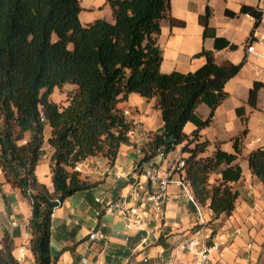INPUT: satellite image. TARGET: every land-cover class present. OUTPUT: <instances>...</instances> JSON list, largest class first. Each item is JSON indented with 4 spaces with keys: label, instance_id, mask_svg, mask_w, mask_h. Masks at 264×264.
I'll list each match as a JSON object with an SVG mask.
<instances>
[{
    "label": "trees",
    "instance_id": "1",
    "mask_svg": "<svg viewBox=\"0 0 264 264\" xmlns=\"http://www.w3.org/2000/svg\"><path fill=\"white\" fill-rule=\"evenodd\" d=\"M106 2L112 21L98 17L83 24L79 0H0V168L31 203V260L17 259L15 232L4 230L0 264H56L49 252L51 214L74 192L95 185L75 169L78 162L102 156L112 165L120 146L131 143L133 122L123 112L131 92L153 98L161 118L140 145L135 169L183 143L181 169L195 198L208 202L214 216L234 209L237 190L231 182L242 174L234 159L246 128L233 138L230 153L216 144L209 152V141L199 140L197 130L209 124L227 96L225 82L242 61L220 64L212 50L202 49L195 56L204 61L194 70L162 72L157 34L161 20L170 18L169 0ZM240 11L259 23L256 8L242 4ZM66 83L74 89L65 101L51 99L53 89ZM260 85L255 81L248 91L251 106ZM200 103L209 107L205 118L196 111ZM186 122L196 126L191 136L183 131ZM47 126L52 190L34 172ZM247 163L264 185V148L252 149ZM212 174L217 177L210 181Z\"/></svg>",
    "mask_w": 264,
    "mask_h": 264
},
{
    "label": "crops",
    "instance_id": "2",
    "mask_svg": "<svg viewBox=\"0 0 264 264\" xmlns=\"http://www.w3.org/2000/svg\"><path fill=\"white\" fill-rule=\"evenodd\" d=\"M257 1L169 0L170 18L161 20L157 34L162 72L194 70L204 61L203 57L195 56L202 49L212 50L215 61L220 64L242 61L237 73L225 82L227 96L215 107L209 124L197 130L199 140L209 141V152L216 144L230 153L234 151L233 138L246 128L234 159L242 171L241 177L231 182L237 190L234 209L228 215L220 213L213 217V233L207 240L208 244L218 242L223 247V264H264V185L250 172L247 163L252 149L264 148V40L254 41L253 52L246 50L249 40L264 34V20L254 25L253 16L240 11L242 4L255 8ZM79 3L81 23L98 17L112 21L111 7L106 0H79ZM255 81L261 85L255 106H251L247 97ZM123 107L130 111L127 116L133 122L131 143L120 146L112 165L102 156H89L78 162L75 168L80 175L95 185L74 192L51 214L49 252L51 257H57L56 264H77L82 255L87 256L89 264H189V256L180 250V244L192 232L195 208L180 194L175 182L167 186V199L160 216L150 206L146 208L150 222L143 229L125 226L117 209L105 207L130 191V183L137 177L139 147L148 132L161 125V118L156 127L152 125L157 108L137 93H129ZM196 111L205 118L209 107L200 103ZM195 128L192 122H186L183 131L191 136ZM48 133L47 126L39 159L49 151L47 170L39 169L38 161L34 172L38 181L52 190L49 161L52 149L47 143ZM182 144L166 155L153 158L157 173L167 171L172 180L184 174L177 166L187 155L181 151ZM215 177L212 174L210 181ZM204 204L207 206L208 202ZM30 213L29 199L5 181L0 168V237L4 230L15 232L13 254L20 261H25L22 253L31 259L27 225ZM96 226L107 239H88V232ZM213 264L222 263L218 260Z\"/></svg>",
    "mask_w": 264,
    "mask_h": 264
},
{
    "label": "built area",
    "instance_id": "3",
    "mask_svg": "<svg viewBox=\"0 0 264 264\" xmlns=\"http://www.w3.org/2000/svg\"><path fill=\"white\" fill-rule=\"evenodd\" d=\"M255 8L259 13V21H263L264 0H258ZM263 40L264 34L255 38V40H249L246 50L253 52L254 41L262 42ZM123 112L124 114L129 113L128 109H124ZM130 133L131 131L129 136ZM183 164L184 159L179 160L177 166L182 167ZM171 182H175L178 185L180 194L192 202L195 208L192 232L181 242L180 250L189 256V264H213L218 260L223 264V247L218 242L207 243L213 233V211L208 205L206 206L195 198L184 174H180L174 180L170 178V173L167 171L159 174L156 171L153 159L145 162L141 169L137 170L136 181L130 183V191L119 196L116 200L108 202L105 207L117 209L125 226L143 229L150 222V215L146 213V208L150 206L160 216L163 210V203L167 199V186ZM148 184L152 185V187H148ZM130 202L132 203L129 204ZM88 239L105 240L107 236L100 231L99 226H96L88 232ZM145 239L146 237L143 238L142 242ZM21 257L23 260L29 259L24 253H22ZM77 264H89L87 256L82 255ZM155 264H158V262Z\"/></svg>",
    "mask_w": 264,
    "mask_h": 264
},
{
    "label": "rangeland",
    "instance_id": "4",
    "mask_svg": "<svg viewBox=\"0 0 264 264\" xmlns=\"http://www.w3.org/2000/svg\"><path fill=\"white\" fill-rule=\"evenodd\" d=\"M101 12L102 11H100V13ZM100 15H103V14H100ZM73 89H74V86L72 84L66 83L61 88H55L52 91L50 97H51V99L61 103V102L65 101V98H66V95L68 94V92H70ZM147 100L150 102V104H152L154 106L153 99H151V101H150V99H147ZM156 114H157L156 117H155L156 121L153 122V124H152L154 127H156L158 125V123H160L159 111L157 109H156ZM45 152L46 153H45L44 157L41 158V160L38 163L39 169L42 168L43 171L47 170V167H48V163L46 162L47 161L46 157L48 156L49 151H45ZM156 161H159V160H156Z\"/></svg>",
    "mask_w": 264,
    "mask_h": 264
}]
</instances>
